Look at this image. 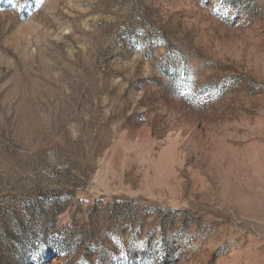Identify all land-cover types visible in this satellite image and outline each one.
Segmentation results:
<instances>
[{"label": "rangeland", "instance_id": "374dc122", "mask_svg": "<svg viewBox=\"0 0 264 264\" xmlns=\"http://www.w3.org/2000/svg\"><path fill=\"white\" fill-rule=\"evenodd\" d=\"M0 264H264V0H0Z\"/></svg>", "mask_w": 264, "mask_h": 264}]
</instances>
